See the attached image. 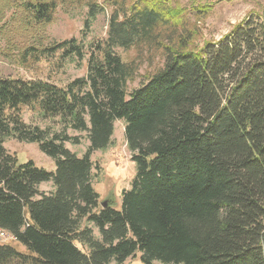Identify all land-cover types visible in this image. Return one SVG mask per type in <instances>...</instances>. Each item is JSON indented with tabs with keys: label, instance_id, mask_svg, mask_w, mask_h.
Here are the masks:
<instances>
[{
	"label": "trees",
	"instance_id": "trees-1",
	"mask_svg": "<svg viewBox=\"0 0 264 264\" xmlns=\"http://www.w3.org/2000/svg\"><path fill=\"white\" fill-rule=\"evenodd\" d=\"M64 1L0 0V18L13 6L29 31ZM85 5L89 28L104 9ZM176 17L165 0L120 6L89 48L86 76L66 85L0 77V229L27 250L0 243V264H122L138 252L145 264H264V11L199 50L163 45L164 66L129 90L136 68L116 50L159 46ZM56 56L81 62L87 51L72 38L29 45L24 58ZM24 108L60 128L26 122ZM118 120L136 164L121 208L111 197L103 206L92 160ZM69 130L87 133L82 156ZM10 138L38 144L55 170L20 163Z\"/></svg>",
	"mask_w": 264,
	"mask_h": 264
},
{
	"label": "rangeland",
	"instance_id": "rangeland-1",
	"mask_svg": "<svg viewBox=\"0 0 264 264\" xmlns=\"http://www.w3.org/2000/svg\"><path fill=\"white\" fill-rule=\"evenodd\" d=\"M86 0H66L60 3L51 23L43 24L29 31L20 28L16 23L13 6L7 7L0 18V77L49 79L59 85L86 76L89 48L94 43L107 37L109 18L120 6H131L141 0H94L102 6L104 11L99 13L90 27L85 26L88 17ZM174 9L178 23L171 27L170 38L161 36L159 46L143 45L129 50L117 49L125 63H134L136 74L128 82V89L140 86L149 77L160 70L166 60L163 45L176 50H199L209 41H218L233 27L248 16L252 11H264V0H165ZM75 38L84 45L87 56L84 60L72 62L61 60L59 56L43 58L40 61L31 58L25 60V49L29 45L50 46L65 40ZM24 120L28 123L51 125L55 129L60 125L53 120L42 121L38 115L28 109H23ZM72 135L81 137L79 144L67 142L72 151L82 156L90 142L86 132L69 130ZM113 142L106 150H97L92 154L95 168L93 169L95 190L100 194V201L114 198L115 206L122 207V192L131 187L136 175V164L132 161L131 151L128 149L124 134V122H115ZM10 153L17 155L20 163L33 160L39 167L49 171L56 168L55 161L43 153L38 144L20 142L10 138L5 142ZM41 188L48 191L52 183H43ZM98 234V231L96 230ZM0 243H9L18 250L26 252V247L15 241L12 236L0 238ZM111 264H117L112 262ZM122 264H145L141 260L140 252L127 259ZM156 264H163L157 262ZM172 264V263H171Z\"/></svg>",
	"mask_w": 264,
	"mask_h": 264
},
{
	"label": "built area",
	"instance_id": "built-area-1",
	"mask_svg": "<svg viewBox=\"0 0 264 264\" xmlns=\"http://www.w3.org/2000/svg\"><path fill=\"white\" fill-rule=\"evenodd\" d=\"M7 234L8 233L6 231L0 229V238L6 236Z\"/></svg>",
	"mask_w": 264,
	"mask_h": 264
},
{
	"label": "water",
	"instance_id": "water-1",
	"mask_svg": "<svg viewBox=\"0 0 264 264\" xmlns=\"http://www.w3.org/2000/svg\"><path fill=\"white\" fill-rule=\"evenodd\" d=\"M107 205V202H103V206H106Z\"/></svg>",
	"mask_w": 264,
	"mask_h": 264
},
{
	"label": "crops",
	"instance_id": "crops-1",
	"mask_svg": "<svg viewBox=\"0 0 264 264\" xmlns=\"http://www.w3.org/2000/svg\"><path fill=\"white\" fill-rule=\"evenodd\" d=\"M40 188H41V186H40ZM51 189H52V188H51ZM41 190H44V189L41 188ZM45 191H46V190H45ZM48 191H49V190H48Z\"/></svg>",
	"mask_w": 264,
	"mask_h": 264
}]
</instances>
